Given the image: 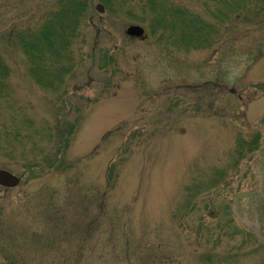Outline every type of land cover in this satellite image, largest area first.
<instances>
[{"label": "rangeland", "instance_id": "1", "mask_svg": "<svg viewBox=\"0 0 264 264\" xmlns=\"http://www.w3.org/2000/svg\"><path fill=\"white\" fill-rule=\"evenodd\" d=\"M56 1L0 0L16 100L0 106V132L16 116L44 135L0 151V168L21 177L0 185V264H264V122L244 115L264 93L246 73L264 54L261 18L183 47L181 21L214 24L218 0H163L177 41L139 4L101 14L97 2L75 69L45 89L7 36ZM132 24L146 36L129 37Z\"/></svg>", "mask_w": 264, "mask_h": 264}, {"label": "trees", "instance_id": "2", "mask_svg": "<svg viewBox=\"0 0 264 264\" xmlns=\"http://www.w3.org/2000/svg\"><path fill=\"white\" fill-rule=\"evenodd\" d=\"M102 3L109 12L114 9V3H125L132 9L139 4L142 13L151 15L153 25L161 27L162 24H171L170 12L163 0H57L49 12L44 13L41 22L28 24L23 29L9 33L8 42L20 50L25 58V67L28 76L39 86L45 89H54L63 77L72 72L76 67L75 50L80 43V30L83 26H91L92 8L94 3ZM214 17V24H205L196 18L181 21L192 36L183 41L184 46L201 48L220 40L222 29H229L240 22L261 18L260 24L264 25V0H218V7L210 10ZM178 16H189L188 13L176 11ZM175 31V26L172 28ZM12 67L0 53V106L15 105L14 87L10 81ZM262 85V84H260ZM257 85V86H260ZM14 116V124L6 127L4 133L0 132V151L15 150L17 145H25L30 141L35 145L37 137L44 138L40 131L35 129L30 118L18 119ZM51 133L50 127L47 128ZM59 133V130L57 134ZM62 142L66 143L65 135H59ZM48 135V140H51ZM257 139L252 142L238 144L236 154L243 158L245 152H251L257 147ZM111 175V172H110ZM109 175V178L111 179ZM110 181V180H109ZM236 208V207H235Z\"/></svg>", "mask_w": 264, "mask_h": 264}, {"label": "water", "instance_id": "3", "mask_svg": "<svg viewBox=\"0 0 264 264\" xmlns=\"http://www.w3.org/2000/svg\"><path fill=\"white\" fill-rule=\"evenodd\" d=\"M97 9L100 13L105 12V7L99 3ZM126 33L130 36H143L145 29L138 24L129 25ZM247 78L251 83L264 82V55L258 57L247 68ZM264 116V93L256 98L251 99L245 111V117L248 123L252 124ZM21 182V177L12 173L9 170L0 168V185L4 187H15Z\"/></svg>", "mask_w": 264, "mask_h": 264}, {"label": "flooded vegetation", "instance_id": "4", "mask_svg": "<svg viewBox=\"0 0 264 264\" xmlns=\"http://www.w3.org/2000/svg\"><path fill=\"white\" fill-rule=\"evenodd\" d=\"M167 26V32H168V36H171V38H173L175 41H177L176 40V32L175 31H173L174 32V34L173 33H170V27H171V24H169V25H166ZM175 25H173V27H174ZM182 45V43H180V46ZM183 47H185L184 46V44L182 45ZM264 83H262V85H263ZM259 122H264V116L263 117H261L259 120H257L255 123H259ZM254 123V124H255Z\"/></svg>", "mask_w": 264, "mask_h": 264}]
</instances>
